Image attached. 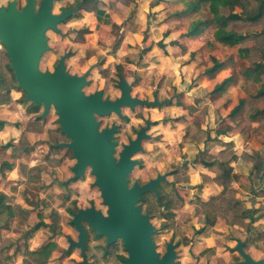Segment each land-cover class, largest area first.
Returning <instances> with one entry per match:
<instances>
[{
  "label": "rangeland",
  "instance_id": "rangeland-1",
  "mask_svg": "<svg viewBox=\"0 0 264 264\" xmlns=\"http://www.w3.org/2000/svg\"><path fill=\"white\" fill-rule=\"evenodd\" d=\"M13 1L21 9L27 0H0V7H7ZM106 1L110 7H104L107 4L103 0L55 2L54 14L76 8L79 4L81 7L75 17L59 25L61 34L47 32L50 49L41 57L40 69L43 72H54L60 58L67 54L68 73L78 76L88 73V84L83 89L86 95L102 91L104 99L115 101L121 96L118 83L122 76L130 84L133 97L149 101L157 97L160 102L170 99L174 103L183 102V97H186L188 105L196 103L199 109L202 104L214 99L216 94L211 91L225 76L220 71L217 78L205 77L206 69L213 65V58L226 63L235 79L234 87L245 95L247 101L245 108L235 117L238 119L245 115L247 122L246 125L244 121L238 123L243 130L242 144L247 146L243 151L236 150L233 141L222 145L219 143V133L227 131L220 113L216 116V123L220 122L221 125L218 131L212 130L216 142H208L213 136L209 130L201 131L200 136L198 127L189 126L183 130L178 126V109L163 113L162 107L124 108L123 118L111 114L98 117L97 120L101 123L100 130L118 125L114 139L117 147L113 154L117 160L123 146L130 139L134 140L137 132L148 122L164 119L169 123L167 126L160 125L158 129H150L148 134L151 138L144 142L143 150L134 157L140 164L128 177L129 188H132L135 183L142 186L158 175L169 174L168 181L160 185L159 193L172 197L173 194L178 195L183 201V204L176 203L169 211L164 208L158 210L154 198L148 197L146 203L141 205L142 213L150 211L147 215L156 229L153 240L161 256L166 253L167 245L173 243L176 246L177 264H232L243 260L235 250L237 241H241L246 242L244 251L253 259H264V114L258 116L253 121L255 123L249 119V113H253L255 108L264 111V99L258 101L255 98L259 91H264V73L260 83L254 82L249 76L254 68L252 62L257 58L242 60L238 53L242 45L218 40L215 24L195 38L180 37V32L185 31L196 18L210 16L207 6L199 15L176 21L175 14L184 8L180 0ZM249 1L252 4L255 2ZM41 2L37 0V5ZM103 8L105 16H96L95 11H102ZM241 12L240 9L236 10V13ZM263 27L244 26L237 31L253 37L258 36ZM262 40L264 38L250 39L246 46H258ZM148 48L152 50L148 51ZM193 52L194 55L190 56ZM261 53L258 49V54ZM8 64L0 44V71H4L3 77L9 83H14ZM117 64L122 67L120 73L116 69ZM5 88H9V84ZM232 92L235 99L237 92ZM221 99L225 100L226 95H221ZM237 104L234 101L231 107ZM207 110L208 106H203V116L208 114ZM49 122L53 126L49 132H52L56 140H65L58 131L60 125L55 109H52ZM50 152V168L45 172L39 171L41 166L29 169V164L21 163L20 169L25 177L20 181L23 180L26 186L20 189L19 184L12 185L10 195L0 199L12 205L10 210L5 209L0 214V230L5 228L6 235L10 236L0 246V252L10 242L20 249L27 241L24 234L28 228L44 222L52 227L56 225L57 231L53 233L47 228L43 235H39L43 242L35 250H41L50 243L55 245L45 264H82L81 252L75 251L70 258H63L68 250V239L77 241L78 238L70 223L73 217L67 213V209L94 207L106 215L108 208L103 204L100 190L94 185L95 177L90 168L79 185L71 183L65 188L61 187V184L74 176L72 168L77 160L69 150ZM202 162L214 163V166L204 169ZM226 172H229V177ZM215 197H219L222 203L216 218L210 222L211 218L207 217L198 202H208ZM84 225L89 233V264H122L119 258L128 256L122 241L111 246L109 256L103 258L105 238L98 237L86 223ZM29 254L25 253L22 264L25 261L27 264H39ZM9 258L5 259V264H16L17 251Z\"/></svg>",
  "mask_w": 264,
  "mask_h": 264
},
{
  "label": "water",
  "instance_id": "water-1",
  "mask_svg": "<svg viewBox=\"0 0 264 264\" xmlns=\"http://www.w3.org/2000/svg\"><path fill=\"white\" fill-rule=\"evenodd\" d=\"M58 0H27L26 5L18 9L17 2H9L7 7H0V44L5 48L11 61L19 88L26 92L25 99L35 106H44V116L53 107L57 111L61 131L71 140L60 144L72 151L77 163L73 167L71 181L83 177L87 169L95 177V185L100 189L107 214L94 207L80 209L74 214L72 224L78 231V241L69 240L70 247L81 250L83 264H88L86 243L88 228L99 237H106L107 246L122 241L128 254L124 264H177L176 246L167 245L166 253L161 256L153 240L156 229L150 217L142 213L139 203L146 192L159 196L158 188L166 181V176H158L140 186L135 183L129 188V175L140 164L133 158L142 150V143L149 140L147 124L138 131L134 140L130 139L119 155L113 157L117 143L114 141L118 125L100 130L98 117L115 114L123 118L122 109H134L138 106L156 107L160 103L150 102L131 95L128 82L120 77L118 87L121 97L115 101L103 99V92L97 91L86 95L88 73L78 76L66 71V58L63 56L54 72H43L39 65L41 57L49 51L46 33L53 31L60 34L59 25L68 20L77 10L69 9L60 14H53L54 3ZM245 242L238 241L235 250L243 258L232 264H264V259L254 260L244 251Z\"/></svg>",
  "mask_w": 264,
  "mask_h": 264
},
{
  "label": "crops",
  "instance_id": "crops-1",
  "mask_svg": "<svg viewBox=\"0 0 264 264\" xmlns=\"http://www.w3.org/2000/svg\"><path fill=\"white\" fill-rule=\"evenodd\" d=\"M103 1H105L107 4V5H104V7L105 6L110 7V4L106 0H103ZM80 5L81 4H79L78 6H80ZM78 6L76 8H72L74 10H77V12H76V14L72 15L70 18H72L73 16L78 14V12L80 10L78 8ZM112 8H114V7H112ZM104 10H105V8H103V10H102L104 12L103 16H105V14H106ZM84 11H85V9H84ZM103 16H101V18H103ZM113 25H114V22H113ZM183 32L184 31L180 32V34H179L180 37H181V34ZM46 37H47V33H46ZM185 39H188V38H185ZM189 39H191V38H189ZM165 52H166V50H165ZM194 53L195 52L191 53L190 56H193ZM65 55L67 56V54H65ZM165 56H167V55L165 54ZM67 58H68V56H67ZM67 58H66V60H67ZM60 60H61V58H60ZM65 64H66V61H65ZM117 66H120V64H117ZM117 66H116V69H117ZM220 71L224 72L225 76L219 82H217L214 85V87L217 84H220L225 78L232 76L230 74L231 70H230V68L227 67V64L224 68H222L218 72H220ZM218 72H216L210 76H206L204 74V76L217 78L219 76ZM119 80H120V78H119ZM234 84H235V81L225 91L216 94V96L214 97V99L212 101H208V102L202 104L199 109L197 108L196 103H192V104L188 105V98H186V97H183V102H176V103L171 102L170 99L165 100L163 102H160L158 100V98L155 97V99L153 101H150V102H154L155 100H157L160 103V106L148 107V108H160V107H162L163 113H169L172 109H178L180 111L179 116L176 119V123L178 124V126L183 128V130H185L189 126L198 127L199 128L198 132H199L200 136L202 135L201 131H204V130L208 131L209 130L210 133L213 134V136H212V140H210L208 142H216L215 137H214V135H215L214 131L217 130L218 126L221 125L220 122L216 123V116L220 113L222 115V118H223L222 122H224V124H223L224 129H226L227 131L219 133L218 139L221 140L219 143L222 145L223 143L226 144L230 141H233L236 145V150H238V149L242 150V149L246 148L247 146H245V144L244 145L242 144V142H244L243 130L240 129V126H242V125H240L238 123L240 121H244L243 124L244 125L247 124V122L245 120V115H241V117H237L238 119H240V120H238V119H235V117L239 113L235 116H230V114H231V111L234 109V107L233 108L231 107V105L234 104V101H235V104H236V102L239 103V101L241 99H244L245 95L242 94V92H240L238 89L236 90V87H234L235 86ZM129 86H130V84H129ZM214 87H213V89H214ZM212 91H211V93H212ZM232 91L237 92V96L235 99L232 95V93H233ZM24 92L25 91L23 89L19 88L18 82L15 83V86L13 87V89L11 90V92L9 94H7L6 92H0V98L3 100L0 102V122L4 123V125L0 126V197H1L0 199L1 200L5 196L7 197L10 195V192L12 190V185L19 184L20 189H22V187L26 186V183L24 184L22 182L24 180L25 176L22 175L23 173L20 169L21 163L29 164L28 165L29 169L41 166V169H39V171L45 172L48 170V168H50V163H51V159H52L51 152H50L51 150L52 151L69 150L66 147H59L58 145L56 146V148H53L51 143L49 142V137H50L49 131H50V129H53L52 128L53 126L50 125V122H49V118L52 114V109H50V112L47 114V116H44V106L39 107V111H37V112L30 110L33 106H35V104L33 102L27 101L26 99H25V101L23 100ZM120 92H121V90H120ZM223 94L226 95L225 100L221 99V95H223ZM131 95H132V89H131ZM134 98H137V97H134ZM103 99H104V97H103ZM147 101H149V100H147ZM169 102H170V104H169ZM178 103L180 105H178ZM205 105L208 106V110H207L208 114L203 116L202 115V113H203L202 108ZM35 107H37V106H35ZM138 107H146V106H138ZM160 120H155L154 122H151V123L157 122L158 125H156V126H151L150 123H147L150 125L148 132L150 131L151 128L152 129L157 128V127L159 128L160 125H163V124L166 125L168 123L167 121H164V119H160ZM253 123H255V122H253ZM248 125H251V124H248ZM252 127H254V125H252ZM212 130H214V131H212ZM148 132H147V134H148ZM147 141H149V140L143 141L142 147H143L144 142H147ZM248 145H251V144L248 143ZM199 147L201 148L202 146L199 145ZM222 149L223 148L221 147L220 150H222ZM69 151H71V150H69ZM247 151H250V150H247ZM133 159L135 160V158H133ZM201 165L204 169H209V168H206L202 163H201ZM87 170H86V172H87ZM72 171H73V168H72ZM236 171L237 170L235 169V172ZM86 172H85V175H86ZM158 176H166L165 182H167L168 179L170 178L169 174H163V175H158ZM83 177L77 179L76 181H71L72 178H70L68 181L61 184V187L63 186V188H65V187L69 186V184H71V183L74 186L79 185L83 181ZM20 179H23V180L20 181ZM151 180H153V179H151ZM165 182H163V183H165ZM163 183H161V184H163ZM94 185H95V182H94ZM52 187H54V184H52ZM159 188H160V186H159ZM159 188H158V191H159ZM1 200H0V206L1 205L3 206L2 207L3 210L6 209L5 207L10 208L12 206L10 203L4 202ZM22 201H24V200H22ZM74 209H76V208H74ZM63 212H64V210H63ZM65 212H66V210H65ZM34 227L28 228V232H26L24 234L25 235L24 239L27 241L25 242V244L22 247H20V249H22V252H20V249L17 246H15V244H13L12 242L5 245L4 246L5 248L4 247L2 248V251L0 252V258L2 260L1 264H5V259L6 258H7V260L10 259L9 257L11 255H14L15 251H17V254H18V262L16 264H22L23 257L25 256L26 252L28 253V252L36 251L35 249H37L39 247V245L43 242L41 240V238H39V235H43V232L48 227H42V228L37 229V230H35ZM4 229L5 228H3V229L1 228V230H0V246L4 243L5 239L10 237V236H8V234L6 235L7 231ZM10 230H11V228H10ZM74 230L77 233V235H79L76 228ZM103 238H105V241H106V237H103ZM70 239H68L69 246H67V247H68V249H72V252L69 256L66 254L63 255V258H70L72 256V254L75 253V251L81 252V250L78 248H75V247L71 248L70 247V243H69ZM52 240H54V238ZM77 241H78V238H77ZM237 244H238V241H237ZM245 244H246V242H245ZM106 246H107V242H106ZM15 247L17 249H15ZM80 256L83 259L82 253L80 254ZM87 260H88V256H87ZM254 260H256V259H254ZM82 264H83V261H82ZM88 264H89V261H88Z\"/></svg>",
  "mask_w": 264,
  "mask_h": 264
},
{
  "label": "trees",
  "instance_id": "trees-1",
  "mask_svg": "<svg viewBox=\"0 0 264 264\" xmlns=\"http://www.w3.org/2000/svg\"><path fill=\"white\" fill-rule=\"evenodd\" d=\"M87 1L89 2L91 0H85V2H87ZM159 1L161 2L162 0H159ZM254 1H255L254 4H252L249 0H180V2L184 5V8H183V10H181L180 12H177L175 14V19L177 21L180 18H185V17L192 16V15H194V16L199 15L198 13L202 12L204 6H207L210 16L209 17H198V18H196L188 26V28L181 34V37L184 39L185 38H188V39L189 38H195V37L199 36L200 34L204 33L212 24H215L217 26L216 35H217L218 40L224 41L227 44L242 45V47H240L238 50L239 56L242 60L254 59L253 57L257 58L252 62V65L254 66V68L251 71V73H249V76L253 78L254 82L260 83L261 82V76L264 73V62L259 63V62L264 60V43H263L264 40H262L261 44L258 45L259 47L257 45H254L252 47H248L246 45H247L248 40H250V39L251 40H257V39L264 38V27H263V31L258 36H253V37H250L247 34L244 35L242 33H238V31H237V29L244 27V26H250V27L257 26V25H263L264 26V0H254ZM237 9H240L242 12L236 13ZM95 13L97 16H100V17L104 15V12L101 10H98V9L95 11ZM119 45L120 44L118 43L117 46H119ZM3 49L5 52V55L7 56V52H6L5 48H3ZM151 49L152 48H148V51H150ZM258 49L261 50V52H262L261 55L258 54ZM162 50H164V49H162ZM165 54L167 55L166 52H165ZM7 59L9 62L8 69L10 72L13 73V78L15 80L14 83H17L14 72L11 70V67H10L11 61H10L8 56H7ZM212 61H213V65L211 67L207 68L205 73H204L206 76L213 75L214 73L218 72L219 70H221L222 68H224L226 66V63L219 62L216 58H213ZM120 69H121V67L117 66V70L119 73H120V71H119ZM3 76H4V71L2 70V71H0V92H6L7 94H9L14 87V83L12 81H11V83H9ZM234 81H235V79L233 76L225 78L220 84H217L214 87L212 93L218 94V93L225 91L232 83H234ZM6 84H9V88H5ZM25 96H26V92H24V94H23V100L24 101H25ZM255 98H257L256 100H258V101H261L260 99H264V91H259L255 95ZM252 99L254 101H256L254 99V97H252ZM169 104H170V102H169ZM178 105H180V104L178 103ZM246 105H247V101L245 99H241L239 101L238 105L235 106L234 109L231 111L230 116H235L238 113H240L243 110V108H245ZM51 109H55V108L52 107ZM30 110L37 112V111H39V107L33 106ZM55 111H56V109H55ZM259 111L260 110L255 108L253 113H249V119L252 122L255 121V119H257L258 116L264 114V111H260V112ZM148 123H150L151 126L158 125L157 122H155V123L148 122ZM1 125H4V123L0 122V126ZM58 131L60 132L61 136H63L65 138V140H63V141L56 140L57 138H55L53 136L52 132H49L50 133L49 142L51 143L53 148H56V146L59 144H66V142L67 143L71 142V140L61 131L60 126H59ZM202 164L206 168H212L214 166V163H209V162H202ZM226 176L229 177V172H226ZM148 197L154 198V201H155L154 204L158 210L164 208L165 210L169 211L175 206L176 203L183 204V201L180 199V197L178 195L175 196L173 194V197H172L171 195L170 196L169 195L163 196L159 193V196H157V194L154 192H146L142 196V200L139 203L140 207L142 204L146 203ZM174 197L176 198V200ZM221 203H222L221 199L219 197H215V198L210 199L208 202H198V205L203 208L204 213L207 215V217L211 218L210 222H212L214 220V218H216V216L220 210ZM2 207L3 206L1 205L0 206V209H1L0 214L3 211ZM5 208L10 209L8 207H5ZM141 209H142V207H141ZM79 210L80 209L68 208L67 212H68V214H70L73 217L74 214L77 213ZM149 213H150V211L148 210L147 214H149ZM10 215H11V213H10ZM54 215L57 216L58 214L55 212ZM247 216H248V214H247ZM70 223L75 228V226L72 224V221ZM54 225H55V222H54ZM55 226L52 227L51 225L46 224L44 222H39L38 224H36L34 229L37 230V229H40L42 227H48L51 229V231L53 233H57ZM88 240H89V233H88L87 241ZM54 247H55V245L50 243V244L44 246L41 250L29 252L30 253L29 255L31 256V258H33L35 261H37L39 264H45V263H47L46 261L51 256V253L53 252L52 249H54ZM110 248H111V246H108V247L105 246V248L103 249V251L105 253L103 255V258H106L109 256L108 250ZM1 251H2V248H1ZM71 252H72V249H68L66 251V255L69 256L71 254ZM87 252H88V245L86 243V254H87ZM123 258H125V257L119 258L122 264H124ZM1 263H2V260L0 258V264ZM25 264H27L26 261H25Z\"/></svg>",
  "mask_w": 264,
  "mask_h": 264
},
{
  "label": "flooded vegetation",
  "instance_id": "flooded-vegetation-1",
  "mask_svg": "<svg viewBox=\"0 0 264 264\" xmlns=\"http://www.w3.org/2000/svg\"><path fill=\"white\" fill-rule=\"evenodd\" d=\"M40 4H41V3H40ZM40 4H39V5H40ZM39 5H37V6H39ZM78 8H80V6H78ZM69 9H72V8H68V9H66V10H69ZM61 58H62V57H61ZM59 62H60V60H59ZM59 62H58V64H59ZM58 64H57V65H58ZM55 68H56V67H55ZM54 70H55V69H54ZM111 127H112V126H111Z\"/></svg>",
  "mask_w": 264,
  "mask_h": 264
}]
</instances>
